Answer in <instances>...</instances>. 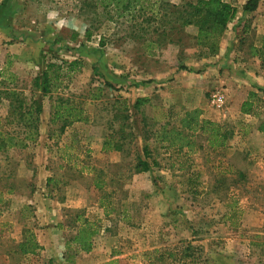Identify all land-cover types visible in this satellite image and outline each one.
<instances>
[{
	"label": "rangeland",
	"instance_id": "374dc122",
	"mask_svg": "<svg viewBox=\"0 0 264 264\" xmlns=\"http://www.w3.org/2000/svg\"><path fill=\"white\" fill-rule=\"evenodd\" d=\"M246 4L240 23L227 30L219 55L200 60L194 27L174 36L173 43L146 51L142 41L126 38L125 28L111 23L87 40L89 24L78 11V0H0V72L10 61L19 86L43 107L38 144L0 154V190L11 187L9 203L0 205V264H264V134L257 131L256 118L241 113L250 93L264 98V69L249 56V45L264 38V0L252 13L244 11ZM102 38L106 42L100 48ZM51 59L83 61L81 72L64 81L61 93L83 103L89 119L52 140L56 97L31 89ZM208 68L212 71L205 75ZM207 77L210 86L204 88ZM217 92L225 95L223 108L212 103ZM118 98L131 108L137 140L126 146L127 152L105 154L102 146ZM138 98L152 101L141 113L133 108ZM161 106L178 114L171 126L179 128L187 111L199 109L201 118L234 127L236 136L228 149L217 151L197 135L202 149L170 158L152 138L144 139V133L161 129L163 122L152 124L161 117L155 110ZM259 106L264 116V102ZM241 124L251 128L242 130ZM144 143L156 148L158 166L125 178L117 194L112 187L95 188L94 170L108 167L110 176L119 171L128 177L135 149ZM101 200L112 202L116 212L106 217ZM234 212L236 226L230 220ZM79 215L100 227L91 253L78 252L72 244ZM30 233L41 249L20 256L17 246ZM187 249L192 256H184ZM156 250L176 256L166 254L157 262L151 258Z\"/></svg>",
	"mask_w": 264,
	"mask_h": 264
},
{
	"label": "trees",
	"instance_id": "16d2710c",
	"mask_svg": "<svg viewBox=\"0 0 264 264\" xmlns=\"http://www.w3.org/2000/svg\"><path fill=\"white\" fill-rule=\"evenodd\" d=\"M260 1L249 0L244 11L254 12ZM77 7L79 13L85 16V22L89 24L85 33L87 40L92 38L95 30H98L102 24L111 23L123 26L127 32L126 38L142 41L146 45V51L157 50L165 42L173 43L174 36H179L187 28L194 27L197 31L194 45L197 48V58L200 60L219 55L228 27L237 15V8L223 0H182L179 4H174L170 0H78ZM105 42V38L100 40V48L105 46ZM249 56L257 58L261 62V68L264 69V38L258 45H249ZM10 64L9 61L6 68L0 72V113L4 106L7 107V113L4 116L0 114L1 155H6L13 150H29L38 144L41 137L42 104L35 94L29 96L26 93L27 90L19 86L18 76L9 69ZM83 67L84 63L80 59L61 62V64L51 59L45 65L41 75L35 77L33 81L31 89L41 92L44 97L51 99L56 97L52 102L50 127L53 128L49 135L50 140L55 136L61 137L68 128L77 123L89 122L83 103L62 96L61 93L65 90L64 81L80 73ZM181 70L186 69L182 67ZM106 84L112 87L110 83ZM261 98L255 93H250L248 99L242 104L241 113L244 116L256 118L259 121L257 131L264 134V116L258 112L261 109L259 104L264 102V98ZM151 103L149 98H138L133 108L141 113L142 108ZM112 109L110 132L102 146V152L105 154L127 152L126 146L135 144L137 140L134 125L130 122L131 108L127 100L116 99ZM155 110L161 117L155 118L152 124L155 123L153 125L155 126L163 122L161 129L144 133L146 134L144 139L152 138L170 158L178 157L186 150L187 154H191L202 149L201 146H197L195 140L197 135L206 138L209 149L217 151L228 149L230 141L236 136L234 127L201 118L202 111L199 109L187 111L180 119L179 128L171 126L172 120L178 117L174 110L165 109L163 106L156 107ZM240 127L242 130L251 128L250 125L243 124ZM248 134L249 131L244 133V135ZM155 149L147 143H144L140 151L135 149V163L130 165L131 173L128 177H125V174L123 176L119 171L110 176L108 167L94 170L95 188L101 191L112 187V192L117 194V191L123 187L125 178L131 179L132 175L148 173L153 167L158 166L157 158L154 156ZM48 181L52 182L51 179ZM196 182L193 184L198 186ZM3 191L10 194L11 187L5 185ZM3 191H0V205L5 206ZM113 193L107 194L106 198L110 199ZM100 205L105 209L106 217L116 212V207L110 201L105 203L101 200ZM230 220H234V226L237 225L236 212L231 215ZM76 224V234L72 238V244L78 252L91 253L94 239L100 234V227L97 223L84 220L82 215L76 218ZM40 249L41 246L30 233L25 236L23 242L18 244L16 251L20 256H28L36 254ZM166 254L168 253L160 254L156 250L152 252L151 258L157 257L156 261L161 262ZM168 256L175 257L176 254L170 253ZM184 256H192L189 249L184 252Z\"/></svg>",
	"mask_w": 264,
	"mask_h": 264
},
{
	"label": "crops",
	"instance_id": "0c3cea01",
	"mask_svg": "<svg viewBox=\"0 0 264 264\" xmlns=\"http://www.w3.org/2000/svg\"><path fill=\"white\" fill-rule=\"evenodd\" d=\"M224 1L227 2V3H230L231 5H233L234 7L237 8V15H236L235 19L233 20V22L228 27V31H230L231 28L234 27L236 23L237 24L240 23L239 17H242V15H243V5L242 4H246L244 2H247V1H243V0H224ZM236 20H238V21H236ZM229 37H230V35H229ZM207 70H208V72H206L205 75H207V73H209L210 71H212L211 68H208ZM207 79H208V77L203 79L204 81L202 82V86L204 88H207L206 87L208 85V80ZM261 84H262V86H264V80H262ZM208 86H210V85H208ZM204 116L207 117L206 116V113H204ZM0 191H3V190H0ZM2 193H3V200H4V202L6 201L7 203H9V201H8L9 193L6 192V191H3Z\"/></svg>",
	"mask_w": 264,
	"mask_h": 264
},
{
	"label": "built area",
	"instance_id": "2783aa9c",
	"mask_svg": "<svg viewBox=\"0 0 264 264\" xmlns=\"http://www.w3.org/2000/svg\"><path fill=\"white\" fill-rule=\"evenodd\" d=\"M212 103L217 108H223L226 103V98L223 92H217L212 96Z\"/></svg>",
	"mask_w": 264,
	"mask_h": 264
}]
</instances>
